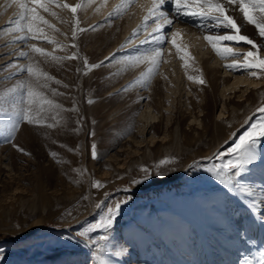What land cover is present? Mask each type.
I'll return each instance as SVG.
<instances>
[{"label":"rangeland","instance_id":"obj_1","mask_svg":"<svg viewBox=\"0 0 264 264\" xmlns=\"http://www.w3.org/2000/svg\"><path fill=\"white\" fill-rule=\"evenodd\" d=\"M60 4L80 7L76 13L56 4L47 12L38 9L55 27L37 24L56 43L40 37L26 44L17 39L26 35L17 29L18 0H0V122L12 118L23 80L32 79L38 92L62 105H45L38 113L42 124L21 123L12 142L0 130V264H264V137L258 140L259 158L236 182L251 195L215 174L264 115L257 111L264 107V73L257 78L226 67L243 63L251 47L227 43L240 55L222 58L204 37L230 33L198 27L166 0L162 10L174 26L160 33L167 37L162 59L147 78L148 61L132 66L124 58L148 54L154 46L155 16L145 29L151 0ZM228 14L242 35L264 44L238 6ZM176 27L187 29L177 37L184 51L171 43ZM28 44L78 58L55 61ZM85 57L89 64L104 63L85 75ZM29 63L55 78L48 87L18 72ZM237 76L257 84L231 88ZM143 168L151 179L134 183L143 180ZM96 181L101 188L93 186ZM117 204L120 212L110 229L80 235Z\"/></svg>","mask_w":264,"mask_h":264},{"label":"snow or ice","instance_id":"obj_2","mask_svg":"<svg viewBox=\"0 0 264 264\" xmlns=\"http://www.w3.org/2000/svg\"><path fill=\"white\" fill-rule=\"evenodd\" d=\"M129 3L136 2V0H128ZM166 0H151V8L148 10L149 15L145 18V29L147 26V20L155 16V28L154 32L157 33L151 39L154 43L153 48L148 54H141L139 56H128L124 59L132 64V66H137L140 63L148 61L151 67L146 73L147 78H151V75L159 67L162 59V53L164 51L162 45L166 40V36H161L160 33L163 32L165 26H174V21L169 18L168 14L162 10V6L165 4ZM19 7L22 9L21 16L17 23V29L20 32L26 33V35L19 36L17 39L28 43L31 39H37L43 37L48 40L49 43H56L54 39H50L45 33L44 29L37 24V21L44 25L54 28V25H49V22L39 15L38 9H43V11H49V8L53 5H59L60 7L70 9L72 13H76L80 5L72 6L69 4H60V0H49L46 4L45 0H18ZM175 5L176 13L181 18L195 19L198 21L197 26L204 28L210 26L213 29H223L230 34H217V35H206L205 40L211 45V47L216 51L218 55L222 58H227L228 56H238L240 54L234 53V49L230 46H226L227 43H239L244 42L246 46H250L253 50H249L247 53L243 54V63L240 64H229L226 67L228 69H244L249 72L252 77L259 78V73H264V56L260 54L261 49L264 48V44H257L253 39L246 35L241 34V28L237 24V21L232 15L228 14L229 8L233 5L238 6V10L243 14V18L251 25H254L258 30L260 37H264V0H172ZM122 7V6H121ZM52 15H57L55 12ZM120 14L118 9L117 15ZM79 21L77 20V25ZM101 25L95 26L99 28ZM95 30V29H93ZM80 31H85L80 29ZM180 35L178 31L171 33V43L177 48L178 51H184L181 46L177 43V37ZM76 32H73V37L75 38ZM144 41L143 43H147ZM75 47V45H73ZM28 47L33 53L40 54L45 57L51 56L55 61H62L65 59H77L78 54L74 53L68 57H57L53 56L51 53L46 52L45 49L37 47L35 44H28ZM21 57L29 58V54L26 52L20 53ZM115 58L109 57L108 60ZM183 58V57H182ZM104 62L99 64H89L87 58H83V64L87 72L99 68ZM187 66V64H186ZM80 71V69H77ZM19 73H26L30 78H35L36 80H44L41 87H48L47 81L54 80V77L49 76L46 72H43L38 67L34 66L32 63L20 67L18 69ZM190 80H196L195 77L189 76ZM57 84L61 82L59 80L55 81ZM198 83H205L203 79H199ZM67 87V85H64ZM19 89V101L18 107L14 108V111L9 113L12 117L9 120L0 122V130L3 131L5 135L6 142H12L15 139V134L20 128V124L27 122L28 124H42V118L39 116L40 109L44 106L52 109H60L62 105L56 104L53 100L47 99L44 95L38 92L32 82V79L23 80L18 85ZM54 91V90H53ZM60 95H63L61 93ZM93 101L89 100V103ZM39 103L40 108L34 107ZM3 109H0L2 112ZM70 111H78L77 109H70ZM258 112L264 114V107L257 109ZM79 122V121H78ZM51 126V125H49ZM94 135V132L91 133ZM260 137H264V115L261 116L260 122L253 124L249 131H247L243 136L239 138V141L235 144L234 148L229 150V154L233 157L226 161V163L219 166L216 169V177L220 179L222 183L227 182L230 185H236L240 191L246 192L249 195L252 194L251 189L248 187H241L236 182L237 179L242 177V175L247 171V166L254 163L259 157L257 154L258 140ZM20 152H24L23 148L17 146ZM53 156L56 153H52ZM92 157L95 159L97 157L96 145H92ZM173 160H161L160 164H170L174 163ZM195 164L189 167H194ZM175 170V169H173ZM144 172L143 180H135L134 183H143L144 180L151 179L152 173L148 168H143ZM155 175H163L162 172L156 171ZM96 188H101L102 185L99 181H96L93 185ZM101 205L97 204L96 207L99 208ZM120 206L115 205L113 208H109L107 214L99 221L94 224H90L85 232L80 233L82 237L87 238L88 233L95 232L98 230L107 231L110 229L119 215ZM101 239L106 240L107 236L101 237ZM102 264H106L103 261Z\"/></svg>","mask_w":264,"mask_h":264},{"label":"bare ground","instance_id":"obj_3","mask_svg":"<svg viewBox=\"0 0 264 264\" xmlns=\"http://www.w3.org/2000/svg\"><path fill=\"white\" fill-rule=\"evenodd\" d=\"M165 27H167V26H165ZM164 27V28H165ZM169 28V27H168ZM175 29H177V31L179 32V33H182V31H184V34L187 32V29L186 28H183V27H176ZM189 31V30H188ZM183 35V34H182ZM251 50H253L252 48H251ZM261 54V53H260ZM262 56H263V54H261ZM250 79V78H249ZM249 79H247V78H244V77H239V76H237L236 77V80L230 85L231 86V88H235V87H237V86H239L240 84H243V85H245V86H254V85H256L257 83H255V82H253V81H251V80H249ZM255 87V86H254ZM186 198H190V197H186ZM187 199V201H185V202H188L189 200ZM189 203V202H188ZM186 205H187V203H185ZM189 205V204H188ZM218 253V252H217ZM217 253H215V255L217 254ZM214 255V256H215ZM185 256H187L186 254H185ZM217 256V255H216ZM215 256V257H216ZM217 258V257H216ZM183 260H187V258L186 257H183V259H182V261ZM178 262V261H177ZM190 263V262H189Z\"/></svg>","mask_w":264,"mask_h":264}]
</instances>
